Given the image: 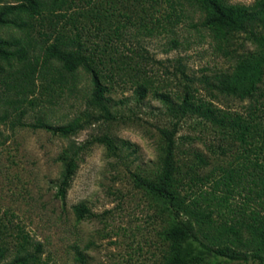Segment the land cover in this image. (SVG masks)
Wrapping results in <instances>:
<instances>
[{"label": "rangeland", "instance_id": "374dc122", "mask_svg": "<svg viewBox=\"0 0 264 264\" xmlns=\"http://www.w3.org/2000/svg\"><path fill=\"white\" fill-rule=\"evenodd\" d=\"M224 1L253 6L261 0ZM56 16L45 13L33 21L30 36L40 44H50L57 36L80 40L97 68L114 76L106 84L118 119L100 120L69 138L0 124V264H10L22 244L37 255L30 264H165L170 245L164 234L172 218L194 230L196 226L135 183V176L156 180L161 174L166 148L161 130L176 128V186L182 196L196 189L194 183L211 184L236 166L243 147L198 116H175L154 92L170 94L180 103L189 83L197 100L246 114L248 101L215 97L202 80L231 73L236 55L257 46L245 34L236 36L229 48L216 43L201 26L205 15L183 0H75L65 18ZM144 74L152 86L139 102L136 82ZM88 85L87 77L81 78L78 90L39 79L31 97L35 107L22 121L34 123L42 117L55 125L69 123L87 109ZM4 89L0 83V98ZM104 136L111 145L96 141ZM71 142L94 143L81 155L62 199L56 188L62 173L57 158ZM195 176L203 181L192 180ZM80 205L90 209L83 219L75 213ZM218 262L261 264H210Z\"/></svg>", "mask_w": 264, "mask_h": 264}, {"label": "trees", "instance_id": "16d2710c", "mask_svg": "<svg viewBox=\"0 0 264 264\" xmlns=\"http://www.w3.org/2000/svg\"><path fill=\"white\" fill-rule=\"evenodd\" d=\"M93 1L87 0V4ZM183 1L198 7L205 15L201 26L216 43L229 48L236 36L245 34L256 44V50L236 55L231 73L202 80L215 97L248 101L246 114L224 111L211 102L197 100L189 83L184 86L180 103L161 91H155L154 95L175 116H198L221 129L223 134L241 144L243 159L224 170L211 184L204 181L198 187L194 183L196 189L191 188L188 197L182 196L176 186V128L162 129L166 148L161 174L156 180L135 176V183L154 197L168 202L177 214L183 213L196 226L194 230L172 218L164 234L170 245L165 264H210L211 260L264 264V0L253 6L228 4L224 0ZM74 2L0 0V83L5 88L0 98V124L10 123L13 129L46 130L55 136L69 138L100 120L118 119L111 111L108 96L111 88L106 84L114 76L97 68L95 59L80 40L57 36L50 44H40L30 36L33 21L45 13L65 18ZM20 32L24 36H20ZM174 44L179 45L177 41ZM181 73L188 77L183 70ZM83 77L89 79L87 109L79 116L65 125L52 124L42 117L34 123L22 121L29 108L35 107L31 97L39 79L78 90ZM141 79L142 82H136L135 90L139 102L146 98L152 86L151 78L146 74ZM96 141L111 145L108 136ZM92 143L71 142L58 156L57 161L62 165L56 184L59 198H66L81 155ZM197 159L202 163L205 161L201 155H197ZM192 180L203 181L200 176ZM75 213L83 219L90 214V209L80 205L75 207ZM41 249V244H37V252ZM242 251L250 256L242 255ZM78 255L82 258L81 253ZM36 259L37 255L22 244L10 264H30Z\"/></svg>", "mask_w": 264, "mask_h": 264}]
</instances>
